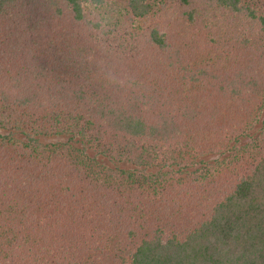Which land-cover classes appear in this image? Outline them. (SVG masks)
Returning a JSON list of instances; mask_svg holds the SVG:
<instances>
[{
    "label": "trees",
    "instance_id": "obj_1",
    "mask_svg": "<svg viewBox=\"0 0 264 264\" xmlns=\"http://www.w3.org/2000/svg\"><path fill=\"white\" fill-rule=\"evenodd\" d=\"M0 264H264V0H0Z\"/></svg>",
    "mask_w": 264,
    "mask_h": 264
},
{
    "label": "rangeland",
    "instance_id": "obj_2",
    "mask_svg": "<svg viewBox=\"0 0 264 264\" xmlns=\"http://www.w3.org/2000/svg\"><path fill=\"white\" fill-rule=\"evenodd\" d=\"M259 128H260V126L258 125L257 129H259ZM17 137H19V136L17 135ZM60 140L62 141L63 139H44V142H46V143H56V142H58ZM102 164H107L110 167H115L114 165H112V164H110L109 162H106V161H103ZM126 168H133V167L132 166H126Z\"/></svg>",
    "mask_w": 264,
    "mask_h": 264
}]
</instances>
